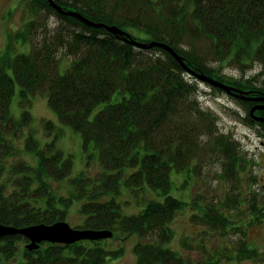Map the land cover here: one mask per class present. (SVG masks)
Returning <instances> with one entry per match:
<instances>
[{
	"label": "trees",
	"instance_id": "16d2710c",
	"mask_svg": "<svg viewBox=\"0 0 264 264\" xmlns=\"http://www.w3.org/2000/svg\"><path fill=\"white\" fill-rule=\"evenodd\" d=\"M26 1L33 12L53 16L56 26L35 39L36 21L26 22L15 35L32 41L30 52L0 57V222L16 227L51 224L67 221L69 212L68 200L55 194L50 181L67 177L73 160L55 142L41 148L29 136L27 147L39 154L38 165L12 164L14 174L1 178L6 169L1 160L15 152L5 132L22 123L10 112L17 81L23 101L30 103L31 95L46 93L60 121L80 131L85 146L94 143L99 149L106 169L98 177L100 187L87 190L86 177L73 179L82 186L81 194H88L81 207L86 218L77 228L112 230V237L117 230L138 234L133 248L136 264H216L232 258L227 254L215 262H193L164 246L173 238L172 222L178 211L191 205L200 209L191 220L219 228L223 236L231 229L243 234L237 245L238 259L262 258L263 252L249 245L247 226L223 212L220 203L204 206L198 201L199 193L191 202L171 194L173 170L195 172V160L201 161L202 155L205 159V150L218 151L224 163L222 177L250 160L239 152L233 137L220 131L217 114L200 105L197 96L202 80L164 47L143 48L133 41L164 42L194 72L246 92L243 98L207 82L213 91L234 98L245 111L244 122L264 136V122L251 115L253 107L264 105V0H55L65 10L105 24L98 27L61 13L48 0ZM106 25H115L126 34L111 32ZM62 54L73 57L64 73ZM226 67L238 69L240 75L226 73ZM118 93L122 98L112 102ZM254 114L264 118V108ZM30 119V111L25 110L23 121ZM44 124L49 131L55 128L51 120ZM121 180L147 184L164 199H150L140 212L123 214L114 197L101 198L111 190L120 192ZM57 201L65 202V207H58ZM235 202L239 209V199ZM249 209L250 224L264 222V202L259 204L254 198ZM103 240L44 241L30 249V239L22 234L0 236V264H105L108 256L124 252L123 247L103 245Z\"/></svg>",
	"mask_w": 264,
	"mask_h": 264
},
{
	"label": "rangeland",
	"instance_id": "374dc122",
	"mask_svg": "<svg viewBox=\"0 0 264 264\" xmlns=\"http://www.w3.org/2000/svg\"><path fill=\"white\" fill-rule=\"evenodd\" d=\"M32 9L30 2L26 0H0V57L5 53L13 57L19 53L30 52L32 41L25 40L23 37L17 38L15 35L26 22L32 19L36 21L35 39H40L44 30L48 32L56 26L53 16H46L44 12L35 13ZM61 56L63 59H61L60 70L64 73L73 57L65 54ZM224 71L236 76L240 75L236 68L226 67ZM8 72L13 74L12 68H8ZM248 74L251 75L252 71ZM20 88L16 81L10 112L14 119L22 123L17 129L9 128L10 131L5 132L13 143L15 152L5 155L1 160L3 164H6L5 173L1 178L5 179L9 174H14L10 171L12 164L26 162L33 167L38 165L39 154L27 147L29 136L34 137L41 148L55 142L56 148L63 150L65 155H71L73 168L67 177L62 180L51 179L50 184L56 195L68 200L69 212L66 220L72 227L77 228L84 223L86 218V213L81 210V207L88 200V194H81L82 186L77 185L73 179L80 175L86 177L87 185L84 187L87 190L100 187L101 180L98 177L104 174L106 169L101 162L99 149L94 143L85 146L82 133L73 126L60 121L56 110L49 104L46 93L31 95L29 97L31 102L27 103L23 101ZM199 88L200 92L197 97L200 105L217 114L220 131L238 142L239 152L251 163L244 161L242 166L228 170L226 176L222 177L220 174L224 170V163L223 159L217 157L218 151L216 149L205 150L203 152L205 159L202 155L201 161L195 160V162L198 161L195 172L173 170L174 183L171 194L191 202L193 197L199 193L198 201L204 206L213 202L220 203L223 212L227 215L231 214L238 224L247 226L246 237L250 247L257 248L263 254L262 258L259 255L258 258L238 259L236 257L237 245L239 239L243 238V234L239 230L233 232L231 229L223 236L221 229L211 227L200 219L191 220L193 213H200L197 206L192 207L191 205L178 211L172 222L173 238L164 243V246L176 250L193 262L204 260L215 262L223 258L222 255L230 254L232 258H223L216 264H264V222L249 223L253 217L249 209L253 199L255 198L259 204L264 202V136L256 128L244 122V109L230 95L213 91L205 81H200ZM121 98L122 95L118 93L111 101L116 102ZM104 104L102 103L93 111L91 118ZM25 110L31 113V119L27 122L23 121ZM44 120H51L55 128L49 131ZM211 155L213 159L210 158ZM19 173L15 174L19 175ZM113 197L120 204L122 213L129 215L140 212L150 199H164L158 190L147 184L144 186L126 184L124 180H121L120 192L111 190L101 194L102 199ZM236 199L240 201L239 209H235L234 206ZM56 203L60 208L65 207V202L57 201ZM112 236L104 238L102 244L110 248L123 247L124 252L120 255L108 256L105 264H136L137 257L133 248L140 239L139 235L136 233L125 235L117 230L116 236ZM185 239H187V244L184 243Z\"/></svg>",
	"mask_w": 264,
	"mask_h": 264
},
{
	"label": "water",
	"instance_id": "95a60500",
	"mask_svg": "<svg viewBox=\"0 0 264 264\" xmlns=\"http://www.w3.org/2000/svg\"><path fill=\"white\" fill-rule=\"evenodd\" d=\"M48 1L53 7H55L61 13H64L66 15L76 16L88 25H92L96 27L105 25L90 20L89 18L85 17L78 11L65 10L59 4H57L55 0H48ZM106 26L111 32H114L119 35L126 34L124 30H122L121 28L115 25H106ZM133 42L144 48H150L152 46L164 47L165 49L169 50L190 72H192L195 76H197V78L201 79L202 81L208 82L214 86L220 87L229 94H234L236 96H240L243 98L247 97L245 94L246 92L240 89L230 86L224 82L218 81L215 78L210 77L206 74L194 72L184 64L181 56L171 46H169L164 42L161 41H152L150 43H141L138 41H133ZM262 108H264V105L253 107L251 110V115L254 116L256 119L264 121L263 117L255 116L254 114V111L256 109H262ZM17 233L22 234L30 239V243L27 245L28 248L30 249L38 248L43 241L71 244L80 240H85V239L98 240V239L108 238L113 235V231L108 229L100 230V229L74 228L65 220L56 221L51 224L37 223L25 227H16L13 225H7L0 222V236L17 234Z\"/></svg>",
	"mask_w": 264,
	"mask_h": 264
},
{
	"label": "bare ground",
	"instance_id": "6f19581e",
	"mask_svg": "<svg viewBox=\"0 0 264 264\" xmlns=\"http://www.w3.org/2000/svg\"><path fill=\"white\" fill-rule=\"evenodd\" d=\"M144 48V47H143ZM198 73H201V72H198ZM256 116V115H255ZM254 117V116H253ZM255 118V117H254ZM256 119V118H255ZM256 120H259V119H256ZM259 121H261V120H259ZM264 122V121H263ZM100 230H102V229H100Z\"/></svg>",
	"mask_w": 264,
	"mask_h": 264
}]
</instances>
